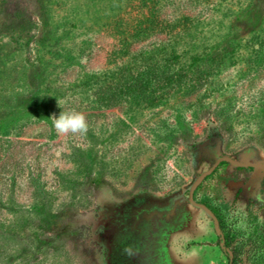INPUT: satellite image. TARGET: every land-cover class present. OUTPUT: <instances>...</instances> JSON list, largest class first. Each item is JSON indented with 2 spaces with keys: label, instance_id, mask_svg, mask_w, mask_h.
<instances>
[{
  "label": "rangeland",
  "instance_id": "374dc122",
  "mask_svg": "<svg viewBox=\"0 0 264 264\" xmlns=\"http://www.w3.org/2000/svg\"><path fill=\"white\" fill-rule=\"evenodd\" d=\"M222 155L264 161V0H0V264H229ZM194 196L264 264V171Z\"/></svg>",
  "mask_w": 264,
  "mask_h": 264
},
{
  "label": "water",
  "instance_id": "95a60500",
  "mask_svg": "<svg viewBox=\"0 0 264 264\" xmlns=\"http://www.w3.org/2000/svg\"><path fill=\"white\" fill-rule=\"evenodd\" d=\"M224 161H228L231 162L237 166H244V167H255L261 171H264V161H243L240 159H236L233 157H230L228 155H222L220 157H218L215 162L213 163V165L211 167H209L208 169L204 170L196 179V181L192 184L190 191H189V196L188 199L189 201L194 204L195 206H198L202 209H204L213 219L214 221V225H215V229L216 232L220 238V246L222 247V249L224 250V252L228 255L229 257V264H233L234 261V252L233 250L227 246L226 244V239H225V235L221 226V222L220 219L218 217V215L216 214V212L206 203L198 201L195 196V189L197 188V186L208 176L210 175L222 162Z\"/></svg>",
  "mask_w": 264,
  "mask_h": 264
},
{
  "label": "clouds",
  "instance_id": "9594fccd",
  "mask_svg": "<svg viewBox=\"0 0 264 264\" xmlns=\"http://www.w3.org/2000/svg\"><path fill=\"white\" fill-rule=\"evenodd\" d=\"M51 119L56 132L61 135L85 134L88 131L85 115L76 110H61L58 116L53 114Z\"/></svg>",
  "mask_w": 264,
  "mask_h": 264
},
{
  "label": "trees",
  "instance_id": "16d2710c",
  "mask_svg": "<svg viewBox=\"0 0 264 264\" xmlns=\"http://www.w3.org/2000/svg\"><path fill=\"white\" fill-rule=\"evenodd\" d=\"M174 57L177 58V56H174ZM147 58H151V57L148 56ZM151 67H154V69L152 70V72L149 69L150 72L148 71L147 72V75H144V78L143 79H146L147 77H150L151 78L152 76L159 77L160 75L163 76V77H169V78L171 77L170 73H164V72H162V73H156V70H155L156 67L155 66H151ZM124 71H122L120 77H123L124 76V74H125ZM137 77H140L141 78V76H139V75H137L136 78ZM146 80H148V78ZM107 91H108V85L107 84L101 85L100 88L98 89L99 98H103L104 95L107 93ZM111 97L112 98H116L117 97V94L116 93H113V95ZM224 162H226V161H224ZM204 203H206V202H204Z\"/></svg>",
  "mask_w": 264,
  "mask_h": 264
}]
</instances>
